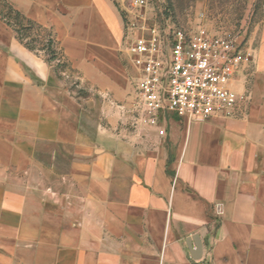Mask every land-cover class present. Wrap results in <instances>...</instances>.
<instances>
[{"label": "crops", "instance_id": "1", "mask_svg": "<svg viewBox=\"0 0 264 264\" xmlns=\"http://www.w3.org/2000/svg\"><path fill=\"white\" fill-rule=\"evenodd\" d=\"M7 1L71 77L0 13V264H264V17L234 115L168 114L160 134L117 106L136 69L115 0Z\"/></svg>", "mask_w": 264, "mask_h": 264}, {"label": "built area", "instance_id": "2", "mask_svg": "<svg viewBox=\"0 0 264 264\" xmlns=\"http://www.w3.org/2000/svg\"><path fill=\"white\" fill-rule=\"evenodd\" d=\"M121 1L130 4L123 6L124 47L136 69L135 98L126 107L115 103L109 93L102 95L129 113L135 126L160 128L168 114L189 123L206 121L217 113L234 115L240 97L231 82L250 55L248 47L237 36L214 31L205 23L187 30L165 13L166 8L158 18L153 0ZM55 63L63 64V58L59 56ZM60 71L71 77L64 68ZM159 133L165 130L160 128ZM215 212L221 216L222 206L216 205Z\"/></svg>", "mask_w": 264, "mask_h": 264}, {"label": "rangeland", "instance_id": "3", "mask_svg": "<svg viewBox=\"0 0 264 264\" xmlns=\"http://www.w3.org/2000/svg\"><path fill=\"white\" fill-rule=\"evenodd\" d=\"M115 1L120 5L123 14V6L130 7L127 1ZM154 1L158 18L161 16L160 10L166 8L165 13L171 14L174 21L187 30H195L201 23H205L214 31L237 36L245 47H249L250 38L255 32L257 24L264 17V4H260L259 0ZM162 1H164L163 6H161ZM55 65L57 64L55 63ZM70 82L75 87L80 83L79 81L75 83L74 79H70Z\"/></svg>", "mask_w": 264, "mask_h": 264}, {"label": "trees", "instance_id": "4", "mask_svg": "<svg viewBox=\"0 0 264 264\" xmlns=\"http://www.w3.org/2000/svg\"><path fill=\"white\" fill-rule=\"evenodd\" d=\"M259 3L264 4V0H259ZM0 13L2 18L14 28L20 40L24 41L30 49L45 50L50 61L59 58L49 29L26 17L7 0H0ZM65 67V63L56 65L57 71Z\"/></svg>", "mask_w": 264, "mask_h": 264}, {"label": "water", "instance_id": "5", "mask_svg": "<svg viewBox=\"0 0 264 264\" xmlns=\"http://www.w3.org/2000/svg\"><path fill=\"white\" fill-rule=\"evenodd\" d=\"M197 236H193L191 238V241H188V245H189V248H190V251L192 252V249H193V246H192V243H194L196 245V250H199L200 248V245L198 243V240H197ZM193 253V252H192Z\"/></svg>", "mask_w": 264, "mask_h": 264}]
</instances>
